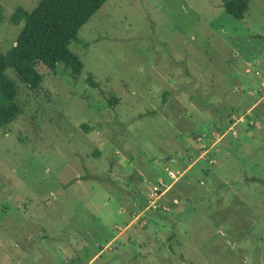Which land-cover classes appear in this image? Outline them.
<instances>
[{
	"label": "rangeland",
	"instance_id": "374dc122",
	"mask_svg": "<svg viewBox=\"0 0 264 264\" xmlns=\"http://www.w3.org/2000/svg\"><path fill=\"white\" fill-rule=\"evenodd\" d=\"M40 1L0 2L2 53ZM248 4L108 0L69 47L80 77L39 66L32 91L7 71L23 113L0 128V264H264V0Z\"/></svg>",
	"mask_w": 264,
	"mask_h": 264
},
{
	"label": "trees",
	"instance_id": "16d2710c",
	"mask_svg": "<svg viewBox=\"0 0 264 264\" xmlns=\"http://www.w3.org/2000/svg\"><path fill=\"white\" fill-rule=\"evenodd\" d=\"M107 1L41 0L31 12L18 8L8 19L10 25L23 23V27L14 46L5 54L0 51V128L8 129L23 113L17 102L18 87L7 71H14L18 79L32 91L39 90L43 83L39 66L51 72L62 66L65 71L80 77L85 68L84 63L69 47L78 41L79 31ZM248 1L223 0V7L230 16L242 20L249 11ZM4 20L0 5V24ZM85 82L91 88H99V83L91 73ZM114 103L109 100L111 107ZM83 129L86 132L91 130L86 125H83Z\"/></svg>",
	"mask_w": 264,
	"mask_h": 264
}]
</instances>
